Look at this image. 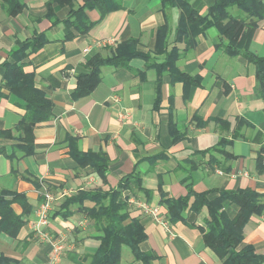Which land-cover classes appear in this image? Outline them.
<instances>
[{"label":"crops","instance_id":"obj_1","mask_svg":"<svg viewBox=\"0 0 264 264\" xmlns=\"http://www.w3.org/2000/svg\"><path fill=\"white\" fill-rule=\"evenodd\" d=\"M11 1L0 0V197L23 195L32 213L25 217L27 223L17 236L0 232V258L14 264H89L98 248V232L79 206L70 207L71 215L62 217L63 200L80 191L117 188L123 178L135 173L143 189L126 190L123 198H128L131 217L139 218L145 228L147 240L141 249L152 255L150 264H223L203 240L207 209L200 214L187 211L184 220L171 223L162 196L179 199L188 195L189 188L199 194L251 190L261 194L264 204V152L258 165L264 149V101L255 66L241 56L229 57L218 50L215 29L198 36L189 51L184 43L175 45L180 11L164 10L161 0H120L121 9L104 18L99 9H87L85 15L95 25L88 34L75 33L71 40L65 37L63 23L69 7H57L53 0H15L18 9L12 14L7 4ZM50 3L58 22L48 17ZM83 3L75 1L76 5ZM191 3L204 14L215 0ZM166 24L168 51L174 46L179 49L178 69L201 78L199 87H186L169 73L158 84L157 70L148 67L152 62L134 59L127 69L102 68L101 82L90 95L72 96L77 76L86 72L87 60L98 53L109 55L120 43L136 40L137 51L151 53L157 64L166 61V52L154 53L159 30ZM39 36L46 43L36 50L33 44ZM107 39L116 44L99 46ZM250 51L264 57V21L253 35ZM11 68L30 75L54 105L53 117L35 126L34 152L29 156L17 149L24 145L16 129L26 111L8 86L16 78L12 72L7 80ZM121 115L128 117L121 120ZM223 139L231 143L225 150L234 159L209 165L210 154L201 152ZM72 140L81 153L108 156L106 183L90 166L81 167L70 156ZM214 155L223 162L221 154ZM45 189L58 200L49 232L67 244L56 261L51 244L35 239L30 230ZM143 205L158 210L166 223L145 213ZM11 208L17 216L25 210L19 202ZM225 208L231 218L238 213L234 205ZM249 245L264 257V213L254 215L244 229L242 246ZM120 264L142 262L125 250Z\"/></svg>","mask_w":264,"mask_h":264},{"label":"trees","instance_id":"obj_2","mask_svg":"<svg viewBox=\"0 0 264 264\" xmlns=\"http://www.w3.org/2000/svg\"><path fill=\"white\" fill-rule=\"evenodd\" d=\"M76 0H53L57 7H69L70 12L63 21L66 29L65 37L71 40L76 37L75 33L86 35L95 25L85 15V10L99 9L101 18L110 12L121 9L120 0H84L82 5H76ZM163 9L178 8L180 18L175 32L174 44L184 43L185 51L194 47L198 36L205 34L209 29H215L218 33V44L216 48L223 50L229 57H243L249 64L255 66L256 81L259 93L264 101V57L255 55L250 51V44L255 31L264 21V0H215L206 13L202 14L195 9L191 0H161ZM9 12L17 13L15 0L7 2ZM48 17L55 20L53 15L55 9L50 3L48 5ZM236 10V11H234ZM169 28L166 24L159 30L158 46L154 53L166 52L167 58L161 64L152 60L151 53L137 51V41L130 40L120 43L109 51V55L100 53L93 55L85 64L86 72L77 76V87L72 96L75 99L90 95L101 82V70L111 67L116 70L130 68L134 59H142L148 67L157 70V80L160 83L164 73H169L173 80L182 82L188 86L199 87L201 78L192 77L181 72L176 61L180 58L179 49L174 46L170 51L168 39L164 38L165 30ZM170 31V29H169ZM46 43L44 36H39L34 46L36 50ZM30 45V43H27ZM22 51H18L21 53ZM15 72L14 81H9L11 93L17 96L23 103L26 113L17 126L20 134L19 140L24 145L17 147L25 156L34 152L35 126L53 117L54 105L44 92L37 89L30 75L20 68H11L7 72V80L10 73ZM173 130L174 127H172ZM238 138V137H237ZM178 138L175 137V141ZM231 144L226 139L220 141L216 147L202 151L204 155L210 154L209 165L216 163L221 165L228 160H233V154L225 150V146ZM263 152L259 154L258 165L263 161ZM214 153L221 154L223 162ZM70 156L75 159L81 167L90 166L95 173L106 183L109 169V158L103 153H81L77 144L72 140ZM142 179L137 174H132L122 179L117 188L96 189L91 191H80L77 195L66 197L59 214L67 218L71 215L69 211L72 206H79V210L93 222L98 232V248L91 255L89 264H120L123 251L128 249L142 264H150L152 255L145 253L141 245L147 240V233L139 218L131 217L128 198H123V192L143 188ZM188 195L179 199H166L162 196V203L168 211L171 223L184 220V214L192 211L200 214L206 208L208 216L205 228H201L205 245L210 248L223 264H264V257L257 254L253 246L243 247L244 229L254 215L264 213V204L261 194L251 190L235 191H208L196 193L188 189ZM10 196V200L6 197ZM43 201V197L41 198ZM25 197L20 194H7L0 197V232L15 237L27 223V217L32 210L27 204ZM192 201V202H191ZM14 202L24 204L25 210L22 215L17 216L11 205ZM85 203L91 207H85ZM238 207V213L231 218L226 210V205ZM58 214V212L56 213ZM55 214V215H56ZM26 217V218H25ZM26 219V220H25ZM0 264H14V261L1 257Z\"/></svg>","mask_w":264,"mask_h":264},{"label":"built area","instance_id":"obj_3","mask_svg":"<svg viewBox=\"0 0 264 264\" xmlns=\"http://www.w3.org/2000/svg\"><path fill=\"white\" fill-rule=\"evenodd\" d=\"M98 44L101 47H107L109 45L113 46L116 43L114 39H107ZM89 51L90 50H87V52ZM127 117L128 115H121L120 119L126 120ZM42 197L43 201L34 212L35 218L31 222V235L40 242H47L51 244L53 247V260L56 261L59 260L60 256L67 247V244L63 239L58 240L49 232L51 215L58 200L57 197L47 189L42 192ZM143 209L145 213L153 216L157 222L162 224L166 223L165 219L159 216L158 210L147 205H143Z\"/></svg>","mask_w":264,"mask_h":264},{"label":"rangeland","instance_id":"obj_4","mask_svg":"<svg viewBox=\"0 0 264 264\" xmlns=\"http://www.w3.org/2000/svg\"><path fill=\"white\" fill-rule=\"evenodd\" d=\"M234 11H236V10H234ZM126 251H129L128 249H125Z\"/></svg>","mask_w":264,"mask_h":264}]
</instances>
